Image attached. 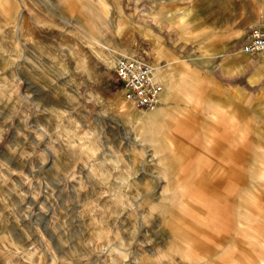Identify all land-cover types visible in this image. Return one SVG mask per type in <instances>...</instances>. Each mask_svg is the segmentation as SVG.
<instances>
[{
    "label": "rangeland",
    "instance_id": "rangeland-1",
    "mask_svg": "<svg viewBox=\"0 0 264 264\" xmlns=\"http://www.w3.org/2000/svg\"><path fill=\"white\" fill-rule=\"evenodd\" d=\"M259 25L264 0H1L0 264H264V53H242ZM103 45L159 50L177 88L155 142L107 105Z\"/></svg>",
    "mask_w": 264,
    "mask_h": 264
},
{
    "label": "crops",
    "instance_id": "crops-1",
    "mask_svg": "<svg viewBox=\"0 0 264 264\" xmlns=\"http://www.w3.org/2000/svg\"><path fill=\"white\" fill-rule=\"evenodd\" d=\"M103 1H109V0H103ZM19 12H22V11H19ZM112 17H114L115 21H112ZM28 20H29L28 16L27 15L25 16L24 12H22V18L19 21V26H18V29H19L18 39L20 38L21 41L20 40H18V41H19V44L22 43L21 45H22L23 50H24L25 43L27 41V36H26L25 30L27 29V26H28ZM108 20H109L108 26L111 27L113 30H115L116 34H118V35H120L121 33H127L128 34L130 32L139 31V29L133 23H131V25L129 26L128 29L126 28L124 30L122 28V25H120L119 21L117 20L116 16H110L108 18ZM115 23H117V24H115ZM257 27L261 28L263 26L259 25ZM144 35L146 37H151L152 39H154V36L152 35L151 31H146ZM236 42L237 41H234V43H236ZM135 44H137V40L135 41ZM103 47L109 51L111 56H113L112 61L114 62V65H115L117 63V59L115 58V55H118L119 51H115L109 47H106L105 45H103ZM154 49H155V52L153 51V57L151 56L154 60V61H152V66H154L157 69V71H156L157 72V79H158L159 83H161L164 86V92L162 94L161 103H160L159 107L154 112H151L149 114L148 113L147 114L142 113V112H135V111H133V109H131L130 112L128 114H126L128 117V120L130 121V123L132 125L136 126V125L143 123V122L145 125H147L146 131H147V133H149V135H151V138H152L151 140L153 142H155V140L159 139V135L163 130L162 125L164 124V122L166 120V112L165 111L167 110V108L169 106V102L173 96L172 90L176 91L175 88H177L175 86V83L173 82V80L171 78V75L168 74L166 70H163L162 67L157 64V61H158L157 56H158L159 50H157L156 47H154ZM121 52L124 55L128 52H131V56H138L140 54V51H136V50H134V48H130V49L125 48ZM144 53L146 55H150V52H147L146 50L144 51ZM242 53L246 54L245 55L246 60L249 59V56H252L250 54H247L245 51H242ZM219 55L221 57L224 56L223 52L219 53ZM62 75L64 76L65 74H62ZM117 97L118 96L110 98L107 105L109 107L117 108L116 106H112V105H114V103L118 102L116 99ZM119 111H120V109H119ZM69 118H72V117L69 115ZM81 149H83V144L78 147V151H80ZM86 153L91 158L87 162V165L88 166L91 165L92 167H94L93 170L90 171V173L91 174H94V173L97 174L96 178L99 179L100 181L102 180L101 181L102 184H106L105 182H108V180L111 179V176L108 178L107 177L108 173L104 170V168H101L99 166V164H101L100 157L103 155L101 153L100 148L97 146V144L95 142L92 141V143H90V145L88 146ZM99 154H100V156L98 157ZM133 175L136 176L137 173L134 171L132 172L131 167H129L128 171L125 174L121 175L120 179L118 181L113 180L115 188L113 189V191H111L112 195H116V196L120 195L121 192L119 190H121V188L124 187V184H126V186L130 185L131 187L132 186L134 187V182H136V178ZM137 192L138 191L136 190L135 193H137ZM126 198L128 199L127 200L128 204H127V206L121 208V210H124V211H128L129 208L133 207V201L129 197V192H127ZM105 201H106L107 205L119 206L117 201H115V200L110 201L109 199L106 198Z\"/></svg>",
    "mask_w": 264,
    "mask_h": 264
},
{
    "label": "built area",
    "instance_id": "built-area-1",
    "mask_svg": "<svg viewBox=\"0 0 264 264\" xmlns=\"http://www.w3.org/2000/svg\"><path fill=\"white\" fill-rule=\"evenodd\" d=\"M244 51L252 55L264 53L263 28H253ZM114 73L121 84L122 97L134 109L152 111L159 105L162 88L150 64L136 56L124 55L118 59Z\"/></svg>",
    "mask_w": 264,
    "mask_h": 264
},
{
    "label": "bare ground",
    "instance_id": "bare-ground-1",
    "mask_svg": "<svg viewBox=\"0 0 264 264\" xmlns=\"http://www.w3.org/2000/svg\"><path fill=\"white\" fill-rule=\"evenodd\" d=\"M1 1V0H0ZM17 18H18V16H17ZM112 21H115V19H114V17H112ZM115 24H117V23H115ZM18 25V24H17ZM261 28H263L264 29V27H261ZM18 29V28H17ZM8 42H10V41H8ZM248 54V53H247ZM250 55H252V54H250ZM125 56H131V52H128V53H126L125 54ZM153 67V72H154V76H155V80H156V82L161 86V88H162V92L160 93V96H159V105H160V103H161V98H162V94H163V92H164V86L161 84V83H159V81H158V79H157V69L154 67V66H152ZM166 87V86H165ZM168 91V90H167ZM1 93V92H0ZM167 94V93H166ZM117 99V101L118 102H116V103H114V105L117 107V109L119 110L120 109V111H122L123 113L125 112V114H128L129 112H130V110L132 109V105L129 103V102H127L123 97H121V96H119V97H117L116 98ZM159 105L154 109V110H152V111H143V112H154L158 107H159ZM138 111H140V110H138ZM145 116V115H144ZM134 176V175H133ZM135 177V176H134ZM102 181V180H101ZM104 182V181H103ZM106 183V182H105ZM131 203V202H130Z\"/></svg>",
    "mask_w": 264,
    "mask_h": 264
}]
</instances>
